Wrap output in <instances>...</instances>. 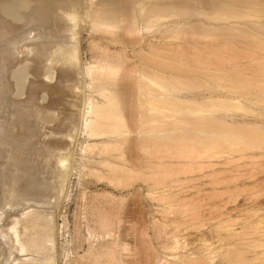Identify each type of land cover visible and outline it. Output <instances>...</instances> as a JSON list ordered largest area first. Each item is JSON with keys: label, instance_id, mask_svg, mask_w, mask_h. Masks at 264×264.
<instances>
[{"label": "rangeland", "instance_id": "374dc122", "mask_svg": "<svg viewBox=\"0 0 264 264\" xmlns=\"http://www.w3.org/2000/svg\"><path fill=\"white\" fill-rule=\"evenodd\" d=\"M174 1L111 29L122 0H0V264H264V22ZM91 68L123 133L85 128Z\"/></svg>", "mask_w": 264, "mask_h": 264}, {"label": "bare ground", "instance_id": "6f19581e", "mask_svg": "<svg viewBox=\"0 0 264 264\" xmlns=\"http://www.w3.org/2000/svg\"><path fill=\"white\" fill-rule=\"evenodd\" d=\"M123 3H125L124 0H122L121 11H119L122 12V14L117 12V6L113 7L112 4L114 3H110L106 13L96 18V22L98 23L97 25L111 29L126 27V25H128V28L134 26L136 28H140L141 25L146 26L147 28H152L155 25L159 26L160 24L168 25L172 21L175 9L174 0H154L147 4L141 2L140 5H135V13L130 14L124 11L125 7L123 5L125 4ZM207 3H209L211 6V10L209 13H207V11L203 9L204 12L201 11V15L210 20L235 23L242 21H251L252 23L254 21L264 22V0H259V2H245L239 0H211ZM114 10H116L117 15L113 16L112 18V15L115 14ZM99 70L100 69L91 68L88 72L93 81L97 83L98 92L105 99V102L99 103V101L97 102L96 99L90 100L87 117L85 118V128L90 130L93 134L103 133L116 135L118 133H123L124 131L120 128L119 123V106L121 102L119 100L118 92L111 88L112 84H116L115 81L117 76L114 73L111 76L112 81L107 82L103 79V77H105L104 73L102 72L101 74V70ZM164 110L167 109L165 108ZM132 132L133 131H131V134ZM33 227L34 225L28 222V220H22L18 222L17 226L14 228V234L17 240L21 243V248L23 251H29L32 249L31 242H29L26 238L24 239L23 235L27 236V233ZM51 249H54L52 245ZM28 262L29 260H24L21 264Z\"/></svg>", "mask_w": 264, "mask_h": 264}]
</instances>
